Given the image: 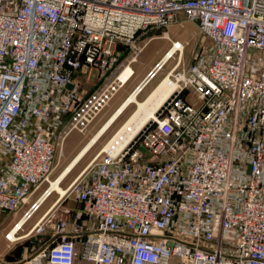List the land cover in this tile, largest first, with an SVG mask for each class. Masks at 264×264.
<instances>
[{
	"label": "built area",
	"instance_id": "2783aa9c",
	"mask_svg": "<svg viewBox=\"0 0 264 264\" xmlns=\"http://www.w3.org/2000/svg\"><path fill=\"white\" fill-rule=\"evenodd\" d=\"M181 14L201 38L188 65L172 41L156 116L8 241L42 236L44 264H264V0H0V223L52 197L69 134L130 80L141 36Z\"/></svg>",
	"mask_w": 264,
	"mask_h": 264
},
{
	"label": "rangeland",
	"instance_id": "374dc122",
	"mask_svg": "<svg viewBox=\"0 0 264 264\" xmlns=\"http://www.w3.org/2000/svg\"><path fill=\"white\" fill-rule=\"evenodd\" d=\"M180 22L174 23L164 29H152L143 34L139 40V44H145L144 50L139 54L137 59L131 63L133 68V77L135 72L138 71V75H144V73L151 69L156 62H158L163 55L172 46V41H181L185 44L183 63L188 65L193 53L200 41V32L196 23L187 19L183 14L180 16ZM127 53V52H126ZM127 57V54H126ZM178 57V53L174 54V57L168 61L164 69L157 73L156 77L146 86L139 94L138 100H145L152 93L153 88L157 86L159 80L166 74L169 68L174 64ZM136 70V71H135ZM148 73V72H147ZM131 92L130 80L115 96L110 106L106 108L103 113L89 126L88 131L85 134H81L79 131H72L67 137L63 152L57 155L56 168L52 178L57 177L61 171L69 164L73 156L84 145V143L93 136L103 123L108 119L110 114L118 107V105L128 96ZM189 99L193 103H197L195 99L189 96ZM138 108L136 103H131L125 111L117 118V120L110 126V128L102 135V137L91 147V149L85 154L80 162L72 169V171L63 179L61 186H67L80 172L90 163L101 150L105 149V145L114 135V133L121 127L123 122ZM46 187V184L33 196L30 203L33 202ZM56 193L52 195L42 207L35 212V214L25 222L22 229L18 231L17 236H23L29 233L35 221L39 215L50 205L55 199ZM30 204L25 205L18 214L7 215L0 223V254L6 255V259L13 262L23 261L25 259L35 258L40 256L39 261L41 264L45 263V253L43 249L44 238L42 236L29 235L15 242H10L6 238V234L18 223L20 217L29 208ZM1 257V256H0ZM3 258V257H1Z\"/></svg>",
	"mask_w": 264,
	"mask_h": 264
},
{
	"label": "bare ground",
	"instance_id": "6f19581e",
	"mask_svg": "<svg viewBox=\"0 0 264 264\" xmlns=\"http://www.w3.org/2000/svg\"><path fill=\"white\" fill-rule=\"evenodd\" d=\"M181 43V42H180ZM182 44V43H181ZM182 46L177 44L163 55V57L158 61L160 65L167 64V61L170 57H173L177 51H181ZM165 65L160 69H164ZM133 68L131 65H126L124 71H122L120 75V79L122 81L128 80L129 76L132 77ZM150 73V74H149ZM156 70L151 69L143 82L135 88L125 100H123L118 107L110 114L108 119L103 123V125L98 129V131L90 138L87 144L78 152V154L74 157V159L69 162V164L61 171V173L56 177V180L51 179L52 186L51 188L54 192L64 193L65 188L61 186L63 179L72 171V169L80 162V160L85 156V154L91 149V147L102 137V135L110 128V126L117 120V118L125 111V109L131 104L136 103L138 108L123 122L121 127L114 133L108 143L105 145L104 151H108L109 153H116L123 146H125L129 140H131L135 135H137L141 128L146 124V122L150 119H153L156 116V110L162 104V102L169 96L172 92L175 81L171 76L166 73L157 83V86L153 88L152 93L145 100H138V94L152 81L155 75ZM155 75V76H153ZM153 76V78H151ZM127 84V83H126ZM125 84V85H126ZM124 85V86H125ZM43 199H40L36 202V207L38 209L42 206ZM36 210V211H37ZM35 211V212H36ZM34 212V209L28 212ZM34 212V213H35ZM29 219V217H24L18 221V224L14 226L10 230L11 238L18 237L17 232L22 229L25 222ZM26 236V235H25ZM22 237V236H21Z\"/></svg>",
	"mask_w": 264,
	"mask_h": 264
},
{
	"label": "crops",
	"instance_id": "0c3cea01",
	"mask_svg": "<svg viewBox=\"0 0 264 264\" xmlns=\"http://www.w3.org/2000/svg\"><path fill=\"white\" fill-rule=\"evenodd\" d=\"M181 42V41H180ZM153 68V67H152ZM151 68V69H152ZM151 69H148L145 73H144V75H141V74H139L138 75V71H136L135 72V77H133L132 79L130 78V84H131V92L135 89V88H137L142 82H143V80H144V78L147 76V72H149ZM133 76V75H132ZM129 82V81H128ZM96 85V83H93V84H91V87H90V90L94 87ZM130 92V93H131ZM129 93V94H130ZM128 94V95H129ZM127 98V97H126ZM125 98V99H126ZM124 99V100H125ZM92 137V136H91ZM90 137V138H91ZM90 138H89V140H90ZM89 140H87L85 143H84V145L78 150V152H80V150L87 144V142L89 141ZM78 152L73 156V158L72 159H74V157L78 154ZM71 162V161H70ZM0 256L1 257H3V258H1L0 257V264H23L22 263V261H19V262H13V261H11V260H9V259H4V258H6V255H3V254H0Z\"/></svg>",
	"mask_w": 264,
	"mask_h": 264
}]
</instances>
